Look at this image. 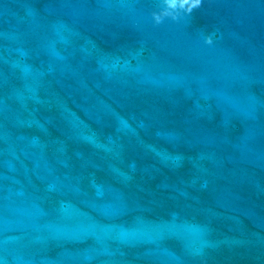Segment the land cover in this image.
Listing matches in <instances>:
<instances>
[{
	"label": "water",
	"instance_id": "1",
	"mask_svg": "<svg viewBox=\"0 0 264 264\" xmlns=\"http://www.w3.org/2000/svg\"><path fill=\"white\" fill-rule=\"evenodd\" d=\"M0 264H264V0H0Z\"/></svg>",
	"mask_w": 264,
	"mask_h": 264
},
{
	"label": "clouds",
	"instance_id": "2",
	"mask_svg": "<svg viewBox=\"0 0 264 264\" xmlns=\"http://www.w3.org/2000/svg\"><path fill=\"white\" fill-rule=\"evenodd\" d=\"M208 43H211V41L209 40Z\"/></svg>",
	"mask_w": 264,
	"mask_h": 264
}]
</instances>
